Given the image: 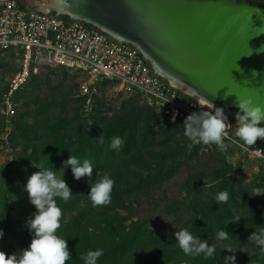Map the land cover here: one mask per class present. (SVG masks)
<instances>
[{
    "label": "trees",
    "instance_id": "16d2710c",
    "mask_svg": "<svg viewBox=\"0 0 264 264\" xmlns=\"http://www.w3.org/2000/svg\"><path fill=\"white\" fill-rule=\"evenodd\" d=\"M252 5L264 6V3L252 0ZM145 112L110 117L89 133L77 132L80 115L47 121L46 131H40L36 123L22 126L23 116L14 121L18 129L14 131V140L22 143L21 156L33 173L39 171L33 164L53 167L59 173L69 155L81 161L89 159L93 164L92 176L80 179H75L71 168H67L63 178L73 196L68 201L57 198L62 209L61 228L57 233L67 239L72 255L66 264H84L83 255L96 249L104 252L98 264H224L223 257L230 254L222 249L225 245L233 251L238 249L234 253L236 264H264V253L248 240L253 231L264 227V194L251 195L255 187H264V177L258 182H245L246 175L239 172L240 164L238 169L232 170L221 156L206 171H189L176 198L151 205L153 211L160 209L168 218V225L176 224L177 231L188 228L194 235L207 239L209 245L216 248L213 257L185 255L172 229L151 224L152 215L138 214L141 201L148 199L153 190L176 177L194 156L204 155L199 153L201 144L188 150L180 122L169 123L160 112L150 111L143 119L148 113ZM161 117L165 119L162 122ZM99 136H103V144L98 142ZM117 136L124 140L118 151L110 147ZM105 173L115 181L111 203L93 207L87 196V181ZM202 177L210 184L206 189L195 184ZM220 191L229 193L227 204L216 203L215 197ZM236 214L242 218L227 224ZM22 226L26 227V234ZM0 228L5 234L0 239V251L6 255L22 235L24 238L30 235L26 222L3 210L2 204ZM223 229L229 232L227 241L216 237ZM6 233L9 239L5 238ZM9 240L16 243L9 246Z\"/></svg>",
    "mask_w": 264,
    "mask_h": 264
},
{
    "label": "water",
    "instance_id": "95a60500",
    "mask_svg": "<svg viewBox=\"0 0 264 264\" xmlns=\"http://www.w3.org/2000/svg\"><path fill=\"white\" fill-rule=\"evenodd\" d=\"M78 5L85 15L48 10L135 46L156 74L171 85V75L181 81L184 88L173 86L189 97L195 89L230 110L237 109L236 98L264 106V52L255 51L264 45V6L252 0H79Z\"/></svg>",
    "mask_w": 264,
    "mask_h": 264
},
{
    "label": "rangeland",
    "instance_id": "374dc122",
    "mask_svg": "<svg viewBox=\"0 0 264 264\" xmlns=\"http://www.w3.org/2000/svg\"><path fill=\"white\" fill-rule=\"evenodd\" d=\"M18 1L23 6L34 5L44 8L46 0ZM19 65L20 55L17 51L12 49L0 50V204H2L3 210L5 208L13 216L26 222L27 218L36 211L35 206L30 203L25 189V184L33 173V169L21 156L22 149L20 146L22 143L14 140V131L18 130L14 121L23 116L22 126L36 123L40 131H46L44 124L47 121L51 123L54 120L69 119L75 115H80L82 119L77 132L86 130L89 133L96 130L103 120L105 121L116 115L125 117L146 111L145 113H148L143 117L145 119L149 115V111L158 112L146 102L141 94L117 91L116 83L109 80L98 83L92 96V103L86 107L85 99L80 94V86L86 81L85 73L69 70L51 63L41 66L38 72L29 78L17 95L16 114L7 120L2 114L3 93L10 78L17 72ZM226 110L234 114L230 109L226 108ZM230 116L228 114L227 118L228 122L233 124L230 130L234 135L236 117L235 115H233L235 118ZM164 120L161 117V122ZM179 124L180 127H183V121H180ZM139 125L142 126V122H139ZM188 143L190 142L188 141ZM225 143L228 147L224 152H220L214 144H201L199 153L203 152L204 155L194 156L192 160L186 163L188 166L181 167L176 177L153 190L148 199L141 201L138 214L152 215L151 224L154 226L162 228L168 226V229H172L171 232L177 231V225H168V218L160 213V209L153 211L151 205L154 202L160 205L176 198L181 183L189 171L193 173L200 170L206 171L218 162L219 156L225 158L232 170L238 169V164H240L239 172L246 175L245 182H258L264 177V162L262 160L255 157L244 159L242 153L236 151L238 149L235 148L234 144ZM253 146L264 148V138H258ZM195 184L200 189H206L210 185L205 177L196 180ZM21 228L26 234V227L22 226ZM8 235L6 233L5 238H8ZM24 236L22 235L16 246L14 245L16 243L13 241L14 239L9 240L11 242L9 246L14 245V247L7 252V255L17 253L29 245L31 235L25 238Z\"/></svg>",
    "mask_w": 264,
    "mask_h": 264
},
{
    "label": "built area",
    "instance_id": "2783aa9c",
    "mask_svg": "<svg viewBox=\"0 0 264 264\" xmlns=\"http://www.w3.org/2000/svg\"><path fill=\"white\" fill-rule=\"evenodd\" d=\"M7 49L20 55L19 68L3 93L2 114L7 120L16 114L17 93L41 66L51 63L85 73L80 94L86 107L91 105L98 83L109 80L116 83L117 91L141 94L172 124L200 110L196 100L156 74L135 46L117 41L83 21L41 7L0 0V50ZM229 134L233 135L231 131ZM225 142L234 144L244 159L255 157L264 162L262 146L245 150L239 143L228 139Z\"/></svg>",
    "mask_w": 264,
    "mask_h": 264
},
{
    "label": "clouds",
    "instance_id": "9594fccd",
    "mask_svg": "<svg viewBox=\"0 0 264 264\" xmlns=\"http://www.w3.org/2000/svg\"><path fill=\"white\" fill-rule=\"evenodd\" d=\"M255 51L257 53L264 52V45ZM251 53L252 49L247 55H251ZM252 74L260 75L256 70H252ZM191 97L198 102L200 110L191 112L183 121V135L190 142L187 144L189 151L195 145L214 144L220 152H224L228 147L225 143L226 139L233 143H239L240 147L249 150L250 146L256 144L258 138H264V126H261V121H264V106L253 103L251 98H236L237 111L234 113L236 128L234 135H230L229 132L233 124L228 122L224 106L217 107L213 99L195 89L192 91ZM98 142L104 143L103 136L98 137ZM123 143L124 140L117 136L112 139L110 147L118 151ZM33 166L38 167L39 171L32 173L25 184L29 201L36 209L26 220V226L31 235L30 243L26 248L11 255L0 251V264H66L72 258L67 239L57 233V230L61 228L62 218V209L57 203V198L68 201L73 196L70 187L63 178L67 168H71L75 179H80L92 176L93 164L89 159L81 161L79 157L69 155L62 162V171L59 173L53 167L47 168L42 164H33ZM87 183L89 185L87 196L93 207L111 203L115 181L108 173L94 180L90 179ZM262 194H264V187H255L251 195ZM229 199L227 191H220L215 197L216 203L219 205L227 204ZM241 218L242 216L236 214L234 219L229 220L227 224L238 222ZM174 236L178 247L185 255L199 256L203 254L205 258H210L216 253L214 245H209L207 239L194 235L188 228L175 231ZM3 237L4 230L0 228V239ZM216 237L220 241H227L229 232L225 229L220 230L216 233ZM248 240L261 253H264V227H261L259 231H253ZM222 249H227L230 253L223 257L224 264H236L234 253L238 249L233 251L228 245L223 246ZM103 254V249L89 250L82 259L84 264H98L99 258Z\"/></svg>",
    "mask_w": 264,
    "mask_h": 264
},
{
    "label": "bare ground",
    "instance_id": "6f19581e",
    "mask_svg": "<svg viewBox=\"0 0 264 264\" xmlns=\"http://www.w3.org/2000/svg\"><path fill=\"white\" fill-rule=\"evenodd\" d=\"M77 2L79 4V0H77ZM78 4L72 2V0H46L44 6L43 5L42 6L46 10H48L49 8H52V9H58V10H61V11H65V12H68V13H72V14H75V15H82V16L85 15L83 13L82 6L79 7ZM87 17H88V19H90L91 21H93L91 18H89V16H87ZM96 22H98V21H96ZM99 24L102 25V26H104V27H106V29H108V30H110V31L118 34L114 30L109 29V27L105 26L104 24H101V23H99ZM170 80H171V82H172V84L174 86L184 88L183 85H182V83H181V81H179L174 75H171L170 76ZM186 90H188V92H191L190 89H186ZM224 111L227 114H229V116H230L229 111H226V110H224ZM227 114H226V116H227Z\"/></svg>",
    "mask_w": 264,
    "mask_h": 264
},
{
    "label": "flooded vegetation",
    "instance_id": "af4514ba",
    "mask_svg": "<svg viewBox=\"0 0 264 264\" xmlns=\"http://www.w3.org/2000/svg\"><path fill=\"white\" fill-rule=\"evenodd\" d=\"M215 105L217 106V107H220L221 106V104L220 103H215ZM224 110H226V108H224ZM226 111H229V110H226ZM231 111H233V110H231ZM234 113H235V111H233ZM226 113V112H225ZM229 113H230V115L231 116H233L234 114L233 113H231L230 111H229ZM227 114V113H226ZM233 114V115H232ZM228 115V114H227ZM234 117V116H233Z\"/></svg>",
    "mask_w": 264,
    "mask_h": 264
}]
</instances>
